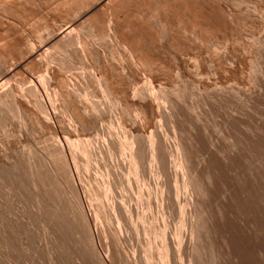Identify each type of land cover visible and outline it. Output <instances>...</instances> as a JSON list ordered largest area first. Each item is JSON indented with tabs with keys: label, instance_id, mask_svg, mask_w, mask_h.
I'll return each instance as SVG.
<instances>
[{
	"label": "bare ground",
	"instance_id": "1",
	"mask_svg": "<svg viewBox=\"0 0 264 264\" xmlns=\"http://www.w3.org/2000/svg\"><path fill=\"white\" fill-rule=\"evenodd\" d=\"M243 2L0 0L1 256L36 225L47 264H264V95L239 85L264 88V0Z\"/></svg>",
	"mask_w": 264,
	"mask_h": 264
},
{
	"label": "rangeland",
	"instance_id": "2",
	"mask_svg": "<svg viewBox=\"0 0 264 264\" xmlns=\"http://www.w3.org/2000/svg\"><path fill=\"white\" fill-rule=\"evenodd\" d=\"M259 0H244V2L242 4H240L239 6H233L235 7V9L232 7V9L234 10H237V9H241L242 11L246 10L245 7H247L248 10L252 11L251 9L256 5L258 4ZM227 2V1H226ZM228 5H231L228 1L227 3ZM247 5V6H246ZM245 8V9H244ZM254 16L257 18L254 19L255 23H257L260 19H261V15L260 14H254ZM259 17V19H258ZM263 18V17H262ZM38 20V19H37ZM37 20H34V22L32 21L31 23L32 24H29L28 26L30 27V25H32L31 27L33 28H36L38 25L40 26V23H42V21H37ZM42 20V19H41ZM257 20V21H256ZM45 21V20H44ZM257 25V24H255ZM35 26V27H34ZM38 28V27H37ZM36 28V29H37ZM256 26H253L252 28L250 29H246L245 31V36L247 39H245V41L248 42H252L254 39H257L259 37L262 36V34L264 33V28L263 29H260L258 30ZM251 38V39H250ZM99 43H102L101 41ZM260 49V48H259ZM262 55H263V60H264V50H260ZM76 60V59H75ZM75 66L72 67L70 70H68V72H66V75L68 76L69 79L72 80L76 78V76L81 73V72H88L90 69H83L81 68L82 66L79 65L78 63H74ZM79 65V66H78ZM81 66V67H80ZM249 66H246L244 67V73H243V77L246 78L247 75H249V73L251 74V69L250 67L248 68ZM86 70V71H85ZM70 71V72H69ZM250 71V72H249ZM247 74V75H246ZM144 75V78L146 80V77L147 76V73L146 75ZM252 75V74H251ZM242 79L241 80V83H239L240 86H244V87H247L251 85V87L253 88V90L258 94V93H261L264 95V88H263V85L262 84H249L247 81V79ZM150 78H148L147 80H149ZM146 80V81H147ZM260 87V88H259ZM201 110H203V108L201 107ZM114 117H115V120L118 121L119 120V110H115L114 112ZM15 123H16V120L15 119H12L11 122H10V126H8L6 128L7 131L11 132H14V129H15ZM13 124V125H12ZM10 128V129H9ZM9 129V130H8ZM103 167L99 166L98 167V170H99V173H104V168L102 169ZM93 201H96L95 199H93ZM16 204V203H15ZM12 204L11 205V212H13L14 210V207H16V210H14V212H18V210L20 209L19 206H17L18 204ZM18 207V208H17ZM13 212V213H14ZM176 221V220H175ZM172 221L174 223H172L171 227L172 228H175L177 227L176 224L177 221ZM118 225V224H117ZM174 226V227H173ZM30 236L26 239L22 236L21 233H16L15 234L13 233L11 239H10V244L8 245L7 247V250L4 251L3 249V253L7 255L5 256H1L0 257V264H47V256H46V253H45V248H44V242H43V239L41 237V230L38 228V226L36 225H33L30 227ZM35 235V236H34ZM41 238V239H40ZM17 241V242H16ZM102 240H100V246L98 245V250L99 251H104V245L101 243ZM25 242V243H24ZM33 242V243H32ZM43 242V243H42ZM35 243V244H34ZM103 245V246H102ZM24 246V247H23ZM126 246V250L128 251V253L131 255L133 253V248H132V243L130 242H126L125 244ZM26 247V248H25ZM11 248V249H10ZM23 248V249H22ZM101 248V249H100ZM2 250V249H1ZM26 251V252H25ZM29 251V252H28ZM2 252V251H1ZM29 253V254H28ZM6 257V258H4ZM2 258V259H1ZM46 258V259H45ZM8 259V260H6ZM69 260V261H68ZM187 264V262H185ZM59 264H73V262L68 258L66 260V263H59Z\"/></svg>",
	"mask_w": 264,
	"mask_h": 264
}]
</instances>
